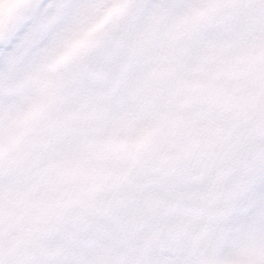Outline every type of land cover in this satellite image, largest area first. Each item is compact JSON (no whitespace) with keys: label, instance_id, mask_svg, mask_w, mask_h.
Masks as SVG:
<instances>
[{"label":"snow or ice","instance_id":"obj_1","mask_svg":"<svg viewBox=\"0 0 264 264\" xmlns=\"http://www.w3.org/2000/svg\"><path fill=\"white\" fill-rule=\"evenodd\" d=\"M0 264H264V0H0Z\"/></svg>","mask_w":264,"mask_h":264}]
</instances>
